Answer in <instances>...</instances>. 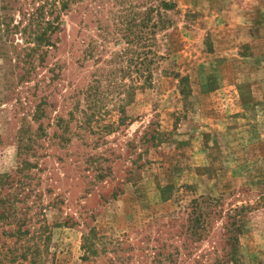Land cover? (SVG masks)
<instances>
[{
    "label": "rangeland",
    "instance_id": "374dc122",
    "mask_svg": "<svg viewBox=\"0 0 264 264\" xmlns=\"http://www.w3.org/2000/svg\"><path fill=\"white\" fill-rule=\"evenodd\" d=\"M173 1L140 87L105 11L42 48V0H0V264H264V0Z\"/></svg>",
    "mask_w": 264,
    "mask_h": 264
},
{
    "label": "trees",
    "instance_id": "16d2710c",
    "mask_svg": "<svg viewBox=\"0 0 264 264\" xmlns=\"http://www.w3.org/2000/svg\"><path fill=\"white\" fill-rule=\"evenodd\" d=\"M71 3L82 6L84 10L106 12V19L98 21L102 23L99 28L103 32L101 39H122L126 44L116 53L115 61L127 64L119 72L128 77L135 72L133 82L138 81L140 87L149 86L153 71L163 67L162 64L169 59L167 31L174 28L177 18L182 16L176 3L173 0H42V14L52 17L43 20L42 48L53 45L51 34L59 24L57 12L67 9ZM150 63L156 67L152 69ZM181 82L185 85L184 77ZM134 88L129 89L127 95L129 92L133 94Z\"/></svg>",
    "mask_w": 264,
    "mask_h": 264
}]
</instances>
